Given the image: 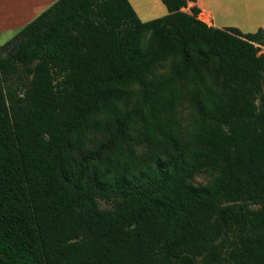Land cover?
I'll return each mask as SVG.
<instances>
[{
    "label": "trees",
    "instance_id": "obj_1",
    "mask_svg": "<svg viewBox=\"0 0 264 264\" xmlns=\"http://www.w3.org/2000/svg\"><path fill=\"white\" fill-rule=\"evenodd\" d=\"M196 1L143 21L129 0H57L17 35L0 264H264V29L209 25Z\"/></svg>",
    "mask_w": 264,
    "mask_h": 264
},
{
    "label": "crops",
    "instance_id": "obj_2",
    "mask_svg": "<svg viewBox=\"0 0 264 264\" xmlns=\"http://www.w3.org/2000/svg\"><path fill=\"white\" fill-rule=\"evenodd\" d=\"M57 0H0V44H11L17 41V35L32 20L48 9ZM143 21L164 16L168 13L162 0H129ZM192 6L200 8L199 18L220 28L248 25L257 8L260 15L264 12V0H197L189 2L185 10ZM261 19H264L261 17ZM263 23V24H260ZM257 27L264 29V22Z\"/></svg>",
    "mask_w": 264,
    "mask_h": 264
},
{
    "label": "rangeland",
    "instance_id": "obj_3",
    "mask_svg": "<svg viewBox=\"0 0 264 264\" xmlns=\"http://www.w3.org/2000/svg\"><path fill=\"white\" fill-rule=\"evenodd\" d=\"M262 14L260 15L259 10L257 8L253 9V13L250 19V23L248 25H242V29L244 31L248 32H255L258 30L259 27H257L259 22H264V19H261V17L264 18V12L261 10ZM263 24V23H260ZM7 44L3 43L0 44V47L6 46ZM264 50V47H263ZM169 62L164 63L162 67L159 68L157 74H162L168 71L169 69ZM181 112H180V117L183 122L184 130L187 131L191 127V124L193 122V109L190 106L189 102H186L181 106ZM100 135H97L99 137ZM216 175V171L210 168H205L198 173L195 174L193 181L196 184H203L207 183L210 181L214 176ZM115 199H98V205L100 208H111L114 203Z\"/></svg>",
    "mask_w": 264,
    "mask_h": 264
},
{
    "label": "water",
    "instance_id": "obj_4",
    "mask_svg": "<svg viewBox=\"0 0 264 264\" xmlns=\"http://www.w3.org/2000/svg\"><path fill=\"white\" fill-rule=\"evenodd\" d=\"M18 40L15 43L8 44L6 46L0 47V58L3 56L10 55L17 48Z\"/></svg>",
    "mask_w": 264,
    "mask_h": 264
}]
</instances>
